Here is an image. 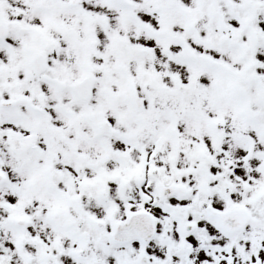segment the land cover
Returning <instances> with one entry per match:
<instances>
[{
  "label": "flooded vegetation",
  "instance_id": "1",
  "mask_svg": "<svg viewBox=\"0 0 264 264\" xmlns=\"http://www.w3.org/2000/svg\"><path fill=\"white\" fill-rule=\"evenodd\" d=\"M16 45V55L6 54L0 47V95L27 94L26 99L17 100L30 107L32 100L42 98L44 90L38 86L44 72L24 79L31 80L30 88L24 87L23 48L19 43ZM16 108L0 110V128L21 122L27 127H40L52 122L45 120L44 107L40 112L31 109L34 118L30 122L22 120L23 109ZM72 149L71 143L60 138L45 146L41 136L33 137L23 149L22 169H4L3 174L13 182L0 184V188L7 187L15 196L20 194L26 222L29 219L43 222L36 248L29 247L34 237L30 231L24 237L20 251L26 264H210L216 258L212 251L222 238L226 245H232L236 239V232H226L218 219L205 215L207 204L202 205V199L201 203L197 199L185 200L180 191L178 199L165 201L174 203L167 210L172 214L160 215L157 201L148 206L143 203L140 180L130 176L125 179L124 168L102 162L99 155L79 161L77 152H70ZM17 173H21L22 183H14ZM141 210L153 215L156 232L146 241L139 238L126 241L124 226L114 231L115 225ZM142 221L149 219L135 216L132 220L134 224ZM254 232L251 223L252 255L255 247L264 261L261 247L264 240L256 239L259 235ZM3 262L12 264L13 256L7 253L0 259ZM247 264H253L249 258Z\"/></svg>",
  "mask_w": 264,
  "mask_h": 264
},
{
  "label": "rangeland",
  "instance_id": "2",
  "mask_svg": "<svg viewBox=\"0 0 264 264\" xmlns=\"http://www.w3.org/2000/svg\"><path fill=\"white\" fill-rule=\"evenodd\" d=\"M101 1H103L102 4H100ZM139 1L142 2L143 0ZM96 2L100 4L97 5V7H99L100 9H102V7H106L104 2H107L105 0H89L87 3L84 2L83 4L93 3L92 10L95 11L94 3ZM194 2L196 1L185 0V4L187 6L194 4ZM153 5L155 6V11L151 12V8H153ZM109 9L111 10V12L104 9L103 11L107 13V15H109L108 17L110 18V21L112 23L111 28L104 29L103 27H101L100 22H97V28L94 31V34L99 37L98 44L93 48V52L95 53V55L92 57V69H89L93 71L97 76L94 73L93 74L97 77V79H99V81L95 85L94 99L89 105L74 106L75 109H73L71 112L72 119L70 120L71 123H73V128H71L69 133L65 135L67 137H71V139L76 141V138L79 135V130L76 128L77 124H80L82 119L86 116L94 118L98 115V113L96 112H98L99 110H103L106 112V110L108 109L106 114L113 121H115V125L117 126V128H119L121 135H123L125 138L132 136L130 138V141L128 142H125V140H123L122 138L112 137L110 143H113V145L115 146L117 145V143H122L121 147L124 148V151H130V159H132L133 152L137 151L136 145H138V147H140V145H144L145 147L151 148V151L154 152L158 148V140H169L168 137L170 136V132L172 131L171 129H166L165 132H167L168 134H165L163 137L156 135L157 131H161L163 129V127L158 129V125L160 122H162L160 126H165L172 123V120L168 119V111L166 109L167 105L169 104L173 108V110L177 112L180 118V121L178 122L180 128L178 129L177 137L180 144L178 145V147L180 146L182 152L184 153L180 157V165L184 168H187L190 162L187 152H195L197 151L198 147L203 148L204 151L207 149V151L210 150V152H212L213 146L211 144V140L215 138L210 136L209 133L211 131L208 124L205 125L204 123H201V120H191L199 118V114L200 117H205V115L201 114V112L199 111L194 110L193 108L199 107L198 103L200 102L202 109H204V107H207L210 97L203 93L202 85L208 84L210 76L201 77L200 75V84L194 86V84H189V81L192 79L191 74H193V71L195 69H199V67L203 65V52H210L213 56L221 60H236L234 59L233 55H231V52H228V50L224 48L209 49L201 43L191 42L190 46L188 45L189 49L182 48L181 50L180 44H173L179 43L182 37L184 25L180 21L177 24L173 23L170 27L162 28L159 32L160 34H163L165 36V39H167L168 42L172 43L169 47V55H171L172 60H168L165 55H161V46L163 44V40L156 39L153 36L147 35L145 32H143V29L147 27H144L143 29L139 28V24H142L144 21H151L157 27L168 23L159 22L158 20L155 21V12L158 10L156 2H152L150 5H143L141 7L138 16L139 19L136 24L133 23L134 21L126 23L120 11H113L115 9H113L112 6H110ZM159 10H163V8H160ZM46 18L47 16L43 15L44 22ZM65 18L69 19V16H65ZM40 19H42V16L40 15L36 17H25V21L28 23L36 22L41 24ZM105 19L108 20V18L106 17ZM77 21L79 24L83 23V19H78L76 17L74 18L72 23H77ZM48 23L49 21L45 22V24ZM118 32L122 34H119ZM35 33L37 34L39 33V31H35ZM46 33L50 35L49 31H46ZM123 34L126 35L128 42L132 44L130 46L131 53H134V51L136 50L135 43H139L140 45H142L148 44L153 41L155 43L154 45L157 47L156 49H158L159 51L157 56L152 57V51H149L146 52V56L135 54L133 57V61L131 60L125 62L123 59H121L124 54L119 56L120 52H115V45L118 43H123L125 40V36H123ZM151 39H155L159 41V43ZM87 49L90 48L87 46ZM79 52L81 53V50ZM79 52L74 50L71 46L69 49L67 38L62 37L60 55L62 56L65 54L67 57H69L66 63V67L68 68L71 77L80 74L85 69L84 63L81 64V66L80 63H77L80 59ZM137 56L141 58V63L144 60L146 63L148 60L156 66V77L160 79V84H162L161 88L157 89L155 94H153L152 92L146 94V96L148 97L147 105L151 104V106H149L150 108H155L159 113L164 111L161 115L162 120L153 119L152 121L149 120L146 125L144 124L146 126L147 133H152L148 135L141 134L143 132V129L140 130V128H144L145 126L143 125V127H140L136 119L132 118L133 113L130 112L127 98L125 99V102L127 104L119 102L114 107H112L113 101L118 97L117 91L125 92L128 87L135 83V79L139 77V73L136 68V65L138 64L136 61ZM258 56L260 59L264 60L263 49L259 52ZM163 57L168 60V66H165L166 60ZM156 58L159 63L158 67L157 63L155 62ZM235 58L237 59V57ZM205 59L206 61H208L207 58ZM73 65L75 66L74 71L72 69ZM56 66L59 68L62 67L57 63ZM215 81L222 88L224 96L229 100V102L227 101L228 103H233L237 108L239 106L240 108H243L245 106V98L243 97V95L237 96L239 92H242V87H240L238 80L231 78L229 77V75H225L222 72H218ZM189 87H191L190 90ZM165 88H167L168 91H166ZM181 90H183L187 94H181ZM47 93L49 94V98L46 101V109L48 110L47 117L48 119H51L52 122L38 129L31 128L30 130H27V132H25V135L28 137L41 136L43 138L45 146H47L50 141L46 138V136H49V134L51 137L55 135H58L59 137L64 136L63 133L60 132V130L62 124H65L67 120L56 114V108H58L60 104H57V100L55 96L51 94V92L47 91ZM175 98H177V100L174 101ZM65 99V96L61 97V100ZM253 106L255 108V105ZM230 108L232 109V107ZM123 113L127 115V118ZM119 115H121L120 119L118 118ZM130 118H132L131 121ZM231 120L232 121L228 120L227 124L232 122L238 128L239 123L237 122V120ZM244 123H246V129L250 134V138L254 140V144L252 147L253 150L258 151L256 157L254 156V160L250 161L245 158L247 151H252V148H248L249 145L246 147L242 142L234 144L231 136L223 138V140H225L221 146L220 155L223 156L225 160H229V162L231 161V163L236 165V167L232 170V174L230 175L231 181L233 183H236L237 185L236 189L242 190L246 186L250 190L246 193L245 196L247 198L256 199L264 192V190H262V188L264 187V172L258 170V168H260L261 166V162L264 164V140H262L260 136L263 127L260 124L256 126V120L254 117H249L248 121ZM214 127L215 125H212V130L214 129ZM20 130L24 129L21 128ZM138 131L139 136L135 134V132L137 133ZM242 133L245 132L243 131ZM138 139L142 141V144H139L137 142ZM10 142L11 140H7L3 134L2 136H0V160L1 165H3L6 169L7 167H10L9 165H12L14 162V160L10 158L11 153L7 152ZM91 145L94 148L92 143ZM167 148L169 149V151H174L173 144H169L167 145V147L164 146L161 152H165ZM79 152H81V150H79ZM140 158L141 156L136 157L131 161L132 163H135L139 161ZM115 166L122 167L119 161L116 162ZM204 176L205 175L203 174H198L196 177L194 176L193 181L195 183H199ZM14 177L22 179L21 173H17ZM230 197L234 200H240V195L237 192H233ZM214 199L216 200L215 202H220L219 200H222V202H220V205L226 203V201L224 202L225 199H219L215 197ZM20 215H22L21 197L15 196L13 192L7 189V187L0 188V251H2L3 253H7L6 250H9V252L13 253L12 264H22L21 257L19 255V252L17 251L18 249L23 247L22 235L18 231L12 229L10 226H6L4 221H6L10 217ZM39 231L40 229L38 228L31 229L32 234H38ZM31 240L33 241L32 246L36 247L37 236L32 237ZM225 242L226 241H223L221 239L219 243L225 244ZM243 247L247 251L250 248V244L248 242H244ZM261 247L264 248V241L261 242ZM215 252L222 264H230V261H234V250H230L228 247L223 246L217 249ZM215 252H213V255H215ZM262 257V254H259L256 257V260L260 261L261 263ZM238 259L239 257L236 256V260Z\"/></svg>",
  "mask_w": 264,
  "mask_h": 264
},
{
  "label": "water",
  "instance_id": "3",
  "mask_svg": "<svg viewBox=\"0 0 264 264\" xmlns=\"http://www.w3.org/2000/svg\"><path fill=\"white\" fill-rule=\"evenodd\" d=\"M135 103H137V100L135 101ZM233 217H234V218H235V217H238V214H236V213H235V214H232V215H228V214H227V215H225V217H224L223 220H224L225 222H228V221H229L231 218H233Z\"/></svg>",
  "mask_w": 264,
  "mask_h": 264
},
{
  "label": "trees",
  "instance_id": "4",
  "mask_svg": "<svg viewBox=\"0 0 264 264\" xmlns=\"http://www.w3.org/2000/svg\"><path fill=\"white\" fill-rule=\"evenodd\" d=\"M263 97H264V94L262 95ZM263 113H264V110H261ZM260 111H257V113H259ZM218 133H221V134H224L225 133V130H224V128L222 129V130H218ZM253 153L254 152H252V154L251 155H249L248 157H247V159H250L251 158V156L253 155ZM207 159V158H206Z\"/></svg>",
  "mask_w": 264,
  "mask_h": 264
}]
</instances>
